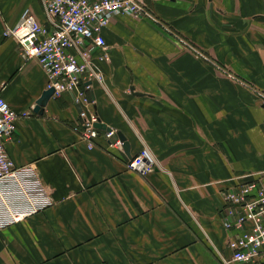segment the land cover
Segmentation results:
<instances>
[{
  "label": "crops",
  "instance_id": "1",
  "mask_svg": "<svg viewBox=\"0 0 264 264\" xmlns=\"http://www.w3.org/2000/svg\"><path fill=\"white\" fill-rule=\"evenodd\" d=\"M145 2L160 23L118 15L102 31L101 84L82 76L34 113L48 79L3 33L25 9L45 23L42 0H0V95L27 113L5 151L51 197L0 230V264H264L231 261L237 231L221 223L225 191L264 182V0ZM79 94L129 154L101 132L80 139ZM143 149L157 165L145 175L126 167Z\"/></svg>",
  "mask_w": 264,
  "mask_h": 264
},
{
  "label": "built area",
  "instance_id": "2",
  "mask_svg": "<svg viewBox=\"0 0 264 264\" xmlns=\"http://www.w3.org/2000/svg\"><path fill=\"white\" fill-rule=\"evenodd\" d=\"M45 23L25 9L16 25L4 30L5 37L13 38L28 59L37 61L48 79L53 96L78 89L86 78L89 83L101 84L92 69L90 54L100 49L101 60L108 59L107 44L102 31L118 15L135 20L160 21L151 13L145 0H42ZM47 88V89H48ZM260 105L264 111V95ZM80 106L76 132L91 148L100 132L109 148L122 151L123 143L113 130H101L94 125L99 118L94 101L89 95L79 94ZM82 105L84 107H82ZM90 106V114L85 108ZM27 113L12 110L0 95V230L22 220L51 204L49 190L37 176L32 166L16 167L7 156L5 145L13 139L17 122ZM132 172L145 175L157 165L146 149L127 160ZM260 177L264 179V174ZM225 207L221 218L225 230H236V236L228 241L233 262H254L264 253V182L251 180L229 188L223 194ZM230 261L223 260L222 264Z\"/></svg>",
  "mask_w": 264,
  "mask_h": 264
},
{
  "label": "water",
  "instance_id": "3",
  "mask_svg": "<svg viewBox=\"0 0 264 264\" xmlns=\"http://www.w3.org/2000/svg\"><path fill=\"white\" fill-rule=\"evenodd\" d=\"M53 91H54L53 88H48L42 93V95L39 97V99L35 103V106L33 108L34 113H41L42 108H44L46 106L47 102L51 98ZM76 108L78 111H80L79 105H77ZM94 126L98 129H105L107 131L110 130L107 127H105V125L101 124L100 122L96 123ZM117 136L120 139V141L123 143L122 148H123L124 152L126 154H129V144L126 141L125 137L121 133H118Z\"/></svg>",
  "mask_w": 264,
  "mask_h": 264
}]
</instances>
